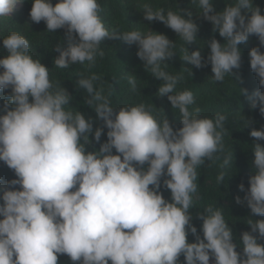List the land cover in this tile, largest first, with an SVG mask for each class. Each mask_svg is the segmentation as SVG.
<instances>
[{"label": "clouds", "instance_id": "1", "mask_svg": "<svg viewBox=\"0 0 264 264\" xmlns=\"http://www.w3.org/2000/svg\"><path fill=\"white\" fill-rule=\"evenodd\" d=\"M17 3L0 0V17L10 16ZM198 5V14L212 23L224 43L214 36L206 41L207 58L199 49L187 48L182 60L196 68L210 63L213 82L222 83L226 74L238 79L233 69L241 67L239 45L256 35L264 46L261 7L254 0H232L220 11L213 0H198ZM101 11L99 0H32L30 18L45 22L48 33L65 29L63 42L54 46L59 53L54 66L60 69L94 67L97 55L104 56L100 45L107 37L118 35L137 44L145 70L163 81L156 95L167 96L182 127L174 128L167 115L158 118L143 102L117 111L101 75L91 72L81 75L76 86L86 91L84 103L103 121L94 129L91 117L66 109L72 94L52 81L49 68L31 54L29 40L15 31L4 37L8 55L0 58V92L11 91L3 97L0 114V161L16 178L0 179V264H58L62 254L79 264H213L210 257L214 264H264V219L254 218L264 216V144L259 142L264 127H252L249 133L255 138L253 174L249 188L239 185L244 197H235L250 209L246 223L251 230L234 242L223 209L208 205L199 213L201 236L190 212L200 198L197 169L225 151L228 117L200 116L193 92L176 91L182 75L162 67L175 54L167 35L152 29L111 33ZM142 11L146 20L163 22L186 44L197 40L199 25L191 11L154 10L150 3ZM249 57L264 89V52L253 47ZM128 83L136 91V78L129 77ZM240 89L250 107L259 105L264 115V90L249 94ZM245 119L244 128L250 127L253 122ZM105 127L107 140L87 151L93 140L101 141ZM231 161L232 153H226L221 167ZM224 179L221 171L217 183ZM162 186L170 190L171 200L160 191ZM189 232L195 242L188 241Z\"/></svg>", "mask_w": 264, "mask_h": 264}, {"label": "trees", "instance_id": "2", "mask_svg": "<svg viewBox=\"0 0 264 264\" xmlns=\"http://www.w3.org/2000/svg\"><path fill=\"white\" fill-rule=\"evenodd\" d=\"M52 2L55 4L57 0H52ZM99 2L102 9L100 17L111 33L132 30L147 32L152 29L167 35L170 40L174 41L175 48L173 50L175 54L162 64V67L172 75H182L183 79L177 84L176 91L187 89L193 92L195 97L193 107L200 108V116L214 117L220 113L228 117L226 121L227 133L223 141L225 151L216 153L214 160L206 161L204 166L197 169L200 198L195 202V206L190 209V212L192 224L203 236L201 230L203 221L199 218V213L208 205L222 208L225 219L229 221V225L233 229L235 242L244 231L251 230V226L246 223L249 219L250 209L246 202L243 205L235 202L237 195L241 198L245 195L244 191H240L239 185L243 183L245 189L249 188V177L253 174L254 152L251 148L255 138L251 137L249 133L252 127L257 129L264 127V115L260 113L259 105L256 109H252L247 97L240 93V88H246L249 94L260 89L258 78L250 67L249 52L257 46H260L261 51L264 52V46L260 45L256 35H251L246 43L239 45L242 53L241 67L240 69H233L238 79L235 80L230 74H226L222 83L213 82L210 63L206 67L196 68L181 58L187 48L189 52L199 49L202 56L207 58L210 49L206 41L211 40L214 36L221 43H224V38L219 35V32H213L212 23L198 14L201 11L198 0H99ZM213 2L215 9L220 11L227 6V3H232V0H213ZM254 2L261 7V11L264 13V0H254ZM144 3H150L154 10L163 7L165 11L169 9L174 12H180L181 9L191 11L193 13L192 19L199 25L197 40L186 44L174 30L167 27L163 22L146 20L142 11ZM31 7L32 0H18L10 16L0 17V58L8 55L3 46L4 37L13 31L24 35L29 40L33 57L40 59L41 63L49 68L52 81L54 83L61 82L72 94L73 99L70 101V105L65 106L66 109L79 110L86 117H91L94 129L102 126L103 121L97 120L94 108L84 103L85 97L88 95L86 91L78 89L76 86L81 75L87 76L91 72L101 75L106 92L111 90L110 99L112 106L117 107V111L120 106L143 102L152 108L153 114L158 118L162 119L167 115L174 128L182 127L180 113L178 110L172 109L167 96L156 95L163 81L145 70L143 62L137 56V44H128L118 35L107 37L100 45V49L104 51V56L97 55L96 64L91 69H88L86 64H73L64 69L56 68L54 60L59 53L55 51L54 46L63 42L65 29L61 28L55 30L54 33H48L45 22L35 23L31 21ZM129 77L136 78V91H133L128 83ZM10 91L9 88L5 92H0V114H3V97H5L6 92ZM244 116L253 122L250 127L244 128L246 123ZM106 140L107 128L105 127L101 141L93 140V143L88 145L86 150L98 149ZM259 142L264 144V140ZM229 152L232 153V161L228 166L222 168L224 155ZM113 153L115 154V149H113ZM221 171L225 172V179L223 183L218 184L217 175ZM14 178H16L14 171L0 161V179L8 181ZM160 191L163 192L166 199L171 200L170 190L162 186ZM254 218L264 219V216L255 215ZM188 241L195 242V236L191 232H189ZM260 243H264V240H261ZM237 251L242 253L243 246L238 244ZM210 259L214 261V257H210ZM180 260L184 261L183 255H181ZM58 264H79V262H73L66 254H62L58 257Z\"/></svg>", "mask_w": 264, "mask_h": 264}, {"label": "rangeland", "instance_id": "3", "mask_svg": "<svg viewBox=\"0 0 264 264\" xmlns=\"http://www.w3.org/2000/svg\"><path fill=\"white\" fill-rule=\"evenodd\" d=\"M212 262H213V264H214V261L212 260V259H210Z\"/></svg>", "mask_w": 264, "mask_h": 264}]
</instances>
